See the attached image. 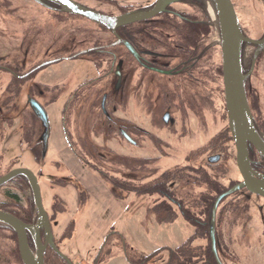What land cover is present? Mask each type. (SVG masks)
Here are the masks:
<instances>
[{
    "label": "flooded vegetation",
    "instance_id": "af4514ba",
    "mask_svg": "<svg viewBox=\"0 0 264 264\" xmlns=\"http://www.w3.org/2000/svg\"><path fill=\"white\" fill-rule=\"evenodd\" d=\"M67 1L134 18L107 27L56 0H0V179L17 169L35 176L51 241L69 261L47 243L44 264H73L62 249L74 240L76 219L98 184L124 204V232L109 229L93 257L78 264H109L118 249L129 264H264V0H229L259 142H246L248 185L229 126L215 1ZM49 112L59 120L62 148L97 186L81 187L47 158ZM175 156L176 163L161 164ZM43 177L51 182L48 199ZM73 187L79 195L70 202ZM0 211L36 223L25 175L0 183ZM26 237L34 252L29 231ZM39 239L45 244L44 228ZM135 241L152 244L150 252L136 249ZM0 264H23L16 232L2 222Z\"/></svg>",
    "mask_w": 264,
    "mask_h": 264
},
{
    "label": "water",
    "instance_id": "95a60500",
    "mask_svg": "<svg viewBox=\"0 0 264 264\" xmlns=\"http://www.w3.org/2000/svg\"><path fill=\"white\" fill-rule=\"evenodd\" d=\"M59 2L65 11L71 13H77L91 19L95 22L101 23L107 27H114L116 25L127 22L134 17L119 16V17H108L105 15L98 14L96 12L82 8L67 0H56ZM221 18L222 31H223V74H224V85H225V99L227 103V109L229 113V126L230 130L237 143V157L239 159L240 170L246 180L245 184H249L251 179L252 171L247 162V147L246 142L252 141L258 145V138L255 129L252 124L251 114L249 112L247 102L245 99V93L242 82V75L239 67V46L241 33L237 24V20L233 11V8L229 0H214ZM157 8L148 12L146 15H151L157 12ZM35 113L40 117L43 124L46 123V116L44 111L39 106L33 107ZM46 133V130H45ZM23 174L27 177L34 195L35 206L38 211V217L34 225H27L17 219L15 216L0 211V222L11 227L17 234L18 247L21 260L23 264H44L43 253L46 244L49 243L51 248L63 259L69 262L61 253L57 251L54 244L51 241V234L49 226L43 210L40 196L39 187L36 182L35 176L25 169H17L9 172L0 179V183L8 180L15 174ZM259 183H264V178ZM234 190V189H233ZM45 229L46 241L42 244L39 239V229ZM26 231L32 236L35 251L32 252L30 249Z\"/></svg>",
    "mask_w": 264,
    "mask_h": 264
},
{
    "label": "rangeland",
    "instance_id": "374dc122",
    "mask_svg": "<svg viewBox=\"0 0 264 264\" xmlns=\"http://www.w3.org/2000/svg\"><path fill=\"white\" fill-rule=\"evenodd\" d=\"M71 64L73 63L67 62L64 66L70 70L72 68ZM53 110H57L56 106L53 108ZM49 116L51 119V140L47 158L61 163L64 167V170L67 171L68 174L77 177L81 181V187L85 188L89 182L97 186L93 176L89 175L88 172H85L76 161H73L69 152H67L64 147L62 148L61 142L63 143V141L60 134L59 120H54V117H52L53 114L51 115V112H49ZM179 158V156H175L174 158L165 159L163 162H161V164H174L177 160H179ZM46 169L50 172L53 171V168ZM50 184L51 182L48 181L46 177L41 179V190L47 199L52 192ZM101 187L98 184L96 187L97 194L94 196H92L93 194L89 195L85 212L80 214L76 219L75 238L73 241H71V243L68 244V249H62L73 264H78L81 260H90L96 253L105 235L109 232V229L114 228L117 231L124 232V227L121 222V212L124 204L112 198ZM77 188L78 187H73L71 192L66 194L67 201L71 202L72 198L75 200V197L79 195ZM84 191L86 195L89 194L88 189H84ZM170 237V240L167 242L172 243L175 240V237ZM160 239L161 238L158 237L152 241V239L149 237L151 243L158 242ZM133 246L136 249L142 251V253H149L152 244L147 245L145 243L135 241L133 242ZM108 263L129 264L124 256L123 251L120 249L116 251Z\"/></svg>",
    "mask_w": 264,
    "mask_h": 264
},
{
    "label": "trees",
    "instance_id": "16d2710c",
    "mask_svg": "<svg viewBox=\"0 0 264 264\" xmlns=\"http://www.w3.org/2000/svg\"><path fill=\"white\" fill-rule=\"evenodd\" d=\"M171 264H182V263L178 262L176 259H173Z\"/></svg>",
    "mask_w": 264,
    "mask_h": 264
}]
</instances>
